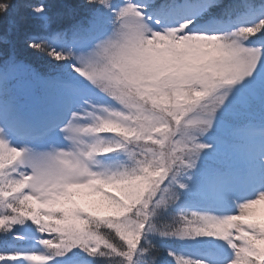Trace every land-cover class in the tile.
Listing matches in <instances>:
<instances>
[{
  "label": "snow or ice",
  "instance_id": "1",
  "mask_svg": "<svg viewBox=\"0 0 264 264\" xmlns=\"http://www.w3.org/2000/svg\"><path fill=\"white\" fill-rule=\"evenodd\" d=\"M0 264H264V0H0Z\"/></svg>",
  "mask_w": 264,
  "mask_h": 264
}]
</instances>
